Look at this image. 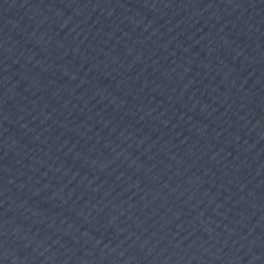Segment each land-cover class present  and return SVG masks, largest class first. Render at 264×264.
<instances>
[{
  "label": "water",
  "instance_id": "water-1",
  "mask_svg": "<svg viewBox=\"0 0 264 264\" xmlns=\"http://www.w3.org/2000/svg\"><path fill=\"white\" fill-rule=\"evenodd\" d=\"M0 264H264V0H0Z\"/></svg>",
  "mask_w": 264,
  "mask_h": 264
}]
</instances>
